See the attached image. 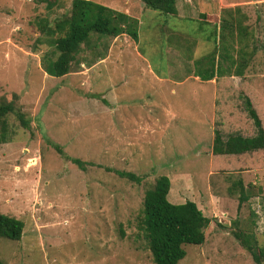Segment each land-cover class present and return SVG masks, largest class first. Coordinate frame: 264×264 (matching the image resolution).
Listing matches in <instances>:
<instances>
[{"label": "rangeland", "instance_id": "1", "mask_svg": "<svg viewBox=\"0 0 264 264\" xmlns=\"http://www.w3.org/2000/svg\"><path fill=\"white\" fill-rule=\"evenodd\" d=\"M91 1L136 19L137 41L102 38L99 49L107 43L112 57L83 51L79 59L91 66L53 78L39 65L46 47L35 44L44 39L35 21L60 16L71 0L49 11L37 0H0V98L15 95L29 122L25 129L8 115L0 144V213L23 222L19 241L0 239V261L152 264L135 221L145 190L164 175L170 203L191 201L211 220L204 243L184 246L178 264H253L233 232H252L264 246V152L214 156L211 146L213 129L254 135L242 96L264 129V0H177L174 18L140 0ZM233 7L247 17L255 54L241 78L201 82L191 63L212 49L203 39L212 25L199 30L198 15ZM51 144L95 166L80 170ZM103 167L144 179L129 182ZM238 178L252 195L237 211L229 187Z\"/></svg>", "mask_w": 264, "mask_h": 264}, {"label": "trees", "instance_id": "2", "mask_svg": "<svg viewBox=\"0 0 264 264\" xmlns=\"http://www.w3.org/2000/svg\"><path fill=\"white\" fill-rule=\"evenodd\" d=\"M46 10L59 8L62 0H37ZM145 8L156 12L157 16L174 18L177 16V0H140ZM247 20L239 7L220 9L219 15H198V29L202 25H212V30L203 39L212 43V49L191 63L193 77L201 82H208L223 77L244 75L246 68L256 51V45L244 25ZM35 25L44 39L37 38L36 46L44 45L39 65L49 77L61 78L81 63L91 66L92 60H80L79 55L90 50L96 60L106 56L107 43L99 49L102 38L114 39L121 35L128 36L134 43L137 41L138 21L126 13L113 10L91 0H71L69 9L48 20L39 18ZM44 40V41H43ZM94 58V59H95ZM97 95H93L95 97ZM16 96L10 101L0 98V144L7 140V116L13 115L22 128H28L29 122L24 113L15 107ZM105 102V101H103ZM243 108L254 127L250 137L240 134H229L222 137L220 131L213 129L211 154L214 156H239L255 151L264 152V129L248 97L242 96ZM56 153L70 161L80 170L86 166H95L77 158H69L59 146L51 144ZM100 167V166H97ZM106 172L129 182L139 184L144 177L131 172L103 167ZM170 188L166 176L160 175L145 190L141 209L136 216L135 228L152 264H178L185 257L184 246L201 245L205 241L204 230L210 219L205 217L195 203L185 201L172 204L167 200ZM230 195H237V211L246 203L252 193L243 185L241 179L233 181L229 187ZM254 224V213L249 210ZM23 222L0 213V239L19 241ZM234 238L240 247L247 252L253 264H264V246L258 244L255 235L249 231L236 230ZM0 264H5L0 261Z\"/></svg>", "mask_w": 264, "mask_h": 264}, {"label": "crops", "instance_id": "3", "mask_svg": "<svg viewBox=\"0 0 264 264\" xmlns=\"http://www.w3.org/2000/svg\"><path fill=\"white\" fill-rule=\"evenodd\" d=\"M176 4H177V2H176ZM110 57H112V55L109 53L103 60H107L108 58H110ZM212 133H213V131H212Z\"/></svg>", "mask_w": 264, "mask_h": 264}]
</instances>
